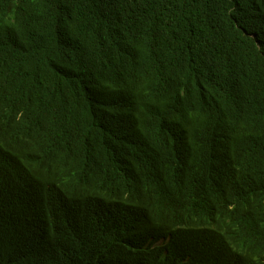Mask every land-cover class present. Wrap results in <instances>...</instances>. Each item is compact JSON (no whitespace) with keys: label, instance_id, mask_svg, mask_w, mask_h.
<instances>
[{"label":"trees","instance_id":"16d2710c","mask_svg":"<svg viewBox=\"0 0 264 264\" xmlns=\"http://www.w3.org/2000/svg\"><path fill=\"white\" fill-rule=\"evenodd\" d=\"M0 264H264V0H0Z\"/></svg>","mask_w":264,"mask_h":264}]
</instances>
